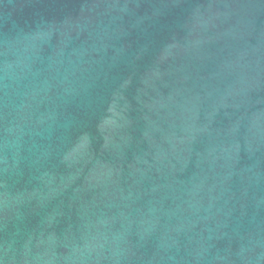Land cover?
<instances>
[{"label": "water", "instance_id": "obj_1", "mask_svg": "<svg viewBox=\"0 0 264 264\" xmlns=\"http://www.w3.org/2000/svg\"><path fill=\"white\" fill-rule=\"evenodd\" d=\"M0 264H264V0H0Z\"/></svg>", "mask_w": 264, "mask_h": 264}]
</instances>
